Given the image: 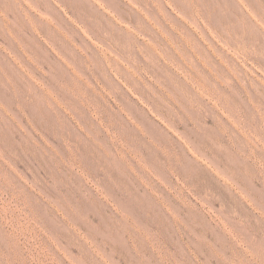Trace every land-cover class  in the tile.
Masks as SVG:
<instances>
[{"label": "rangeland", "instance_id": "1", "mask_svg": "<svg viewBox=\"0 0 264 264\" xmlns=\"http://www.w3.org/2000/svg\"><path fill=\"white\" fill-rule=\"evenodd\" d=\"M0 264H264V0H0Z\"/></svg>", "mask_w": 264, "mask_h": 264}]
</instances>
